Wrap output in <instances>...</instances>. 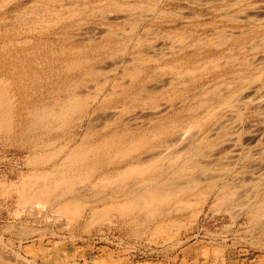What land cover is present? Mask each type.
Listing matches in <instances>:
<instances>
[{
  "label": "rangeland",
  "instance_id": "374dc122",
  "mask_svg": "<svg viewBox=\"0 0 264 264\" xmlns=\"http://www.w3.org/2000/svg\"><path fill=\"white\" fill-rule=\"evenodd\" d=\"M239 3V0H0V81L4 82L5 96L10 93L7 103L12 106L15 119L12 131L0 133V264H264V218L258 216L263 211L261 204L264 206V0ZM258 5L263 7L256 8ZM242 10L250 14L258 10L259 15L253 12L256 18L251 19V15L243 12V16H250L248 20L247 16L242 17ZM109 13L113 20L109 19ZM156 78L161 82L165 79L166 87L161 89L163 82ZM113 86L119 89L116 93L119 97L108 91ZM144 87L148 91L140 93ZM71 91H79L87 102L95 99L96 105L104 102L106 107L97 111L102 117L119 109V105L126 111L147 113L160 103H172L173 107L165 117L154 118L157 125L147 129V118L138 128L123 130V123L107 125L100 122L101 116L95 122L97 125L89 129L87 116L83 127L74 122L65 124L61 130H19L27 122L31 108L37 105L39 109L48 105L52 108L53 102L68 99ZM177 110L181 112L177 135L161 140L158 134L171 125ZM213 110L217 111L214 115ZM201 121L204 126L200 133L201 125L197 124ZM190 124L194 136L187 133ZM117 130L122 133L115 150L109 153L97 150L106 132ZM129 133L133 134L132 139H128ZM144 134L151 144L146 148L140 144ZM207 134L209 137L204 138ZM186 137L195 145H191L194 149L190 146L186 150L191 148L189 152L199 164L189 167L190 171L188 168L170 172L174 168L169 167L167 154L181 148L178 143ZM82 141L88 147L92 169L80 172L79 166L71 163L69 166V160L64 159ZM160 155H165V159L160 157V161ZM139 156H144L145 166L153 164L150 173L147 170L149 174L145 172L141 177L135 173L137 178L133 175L120 186L123 190L115 189L117 183L120 185V171L137 163L138 160H133ZM159 163L163 171L157 167ZM25 175H30L28 181ZM146 176H160V180L154 178L157 187L159 181L167 179V184L159 188L171 193L173 199L169 197L157 205V209L163 206L160 211H154L153 204L142 206L145 211L142 207L143 211L137 207L126 210L128 213L114 209L127 201V194L130 197L136 195V190L141 192L137 183ZM101 178L118 180L115 185L105 187ZM191 180L199 181L194 184ZM59 181L60 190L73 182V187L79 186L74 195L79 203H86L82 213L60 212L66 201L57 199V195L35 196V189L48 185L54 189ZM27 183L31 190L27 189ZM155 185L150 190H155ZM102 187L106 189L102 191ZM179 188H183L182 193ZM224 192L235 193L233 201H219ZM69 197L68 194L66 198ZM106 208L110 212L96 216V210Z\"/></svg>",
  "mask_w": 264,
  "mask_h": 264
},
{
  "label": "bare ground",
  "instance_id": "6f19581e",
  "mask_svg": "<svg viewBox=\"0 0 264 264\" xmlns=\"http://www.w3.org/2000/svg\"><path fill=\"white\" fill-rule=\"evenodd\" d=\"M237 1V0H236ZM240 1V3L242 2V0H239ZM244 1V0H243ZM112 2H114V1H111V3ZM239 3V4H240ZM68 4V3H67ZM251 4V3H250ZM202 5V4H201ZM203 5H206V4H203ZM256 5V4H255ZM119 6V5H118ZM259 6H261V5H258V7H256V8H260ZM120 7V6H119ZM261 7H263V5L261 6ZM118 8V7H117ZM122 8V7H121ZM253 8H255V7H253ZM100 10V9H99ZM120 10V9H119ZM243 10H244V8H243ZM241 11L242 13V17H244L243 16V14L244 13H248V11H246V12H244V11ZM253 10H255V9H253ZM261 10H262V8H261ZM263 10H264V8H263ZM262 10V11H263ZM258 11V10H257ZM256 11V12H257ZM259 11H260V9H259ZM78 12V11H77ZM244 12V13H243ZM253 12H255V11H253ZM252 12V13H253ZM255 12V13H256ZM261 12V11H260ZM259 12V13H260ZM73 13H76V12H73ZM172 13H173V11H172ZM171 13V14H172ZM252 13L250 14V13H248L249 15H251V17L250 16H247V18H248V20H249V17L252 19V18H254L253 17V15H252ZM254 13V14H255ZM110 15H111V13H109ZM124 14V13H123ZM148 14V13H147ZM165 14V13H164ZM170 14V13H169ZM240 14V15H241ZM257 15H259L258 13H256ZM146 15V14H145ZM256 15V16H257ZM264 15V14H263ZM105 16V15H104ZM147 16V15H146ZM148 16H151V15H148ZM245 16V17H246ZM108 16H107V14H106V17L105 18H107ZM110 17H112V15L111 16H109V19H111ZM121 17H123V16H121ZM132 17V16H131ZM144 17V16H143ZM143 17H142V19H143ZM236 17V16H235ZM240 17V16H239ZM242 17H240L241 19H242ZM244 17V18H245ZM102 18H103V16H102ZM120 18V17H119ZM238 18V17H237ZM256 18V17H255ZM254 18V19H255ZM257 18H258V16H257ZM116 19V16L114 17V20ZM147 19V18H146ZM232 19V18H231ZM263 19V18H262ZM261 19V20H262ZM108 20V19H107ZM111 20H113V19H111ZM139 20V19H138ZM141 20V19H140ZM236 20V19H235ZM237 20H239L240 21V19H237ZM243 20V19H242ZM246 20V19H245ZM143 21V20H142ZM244 21V20H243ZM259 22V21H258ZM136 26V25H135ZM256 26V25H255ZM254 26V27H255ZM264 26V25H263ZM62 29V28H61ZM133 29V28H132ZM81 30V29H80ZM84 30V29H83ZM79 31V30H78ZM81 32V31H80ZM79 32V33H80ZM87 32H88V30H87ZM90 32V31H89ZM88 32V33H89ZM75 33H77L78 34V32H74V34ZM106 33V32H105ZM69 34H71V33H69ZM73 34V35H74ZM80 34H82V33H80ZM92 34V33H91ZM91 34H89V36L88 37H91ZM97 33H95V35H96ZM101 34V33H100ZM233 34V33H232ZM79 35V34H78ZM84 35V34H83ZM88 34H86V36H87ZM93 35V34H92ZM94 35V36H95ZM98 35H99V33H98ZM109 35H111V34H109ZM109 35H108V37H109ZM234 35V34H233ZM246 35V34H245ZM70 36V35H69ZM75 36H77V35H75ZM93 36V37H94ZM70 37H72V36H70ZM87 37V38H88ZM98 37V36H97ZM83 38V37H82ZM86 38V39H87ZM205 39V38H204ZM230 39V38H229ZM229 39H227V40H229ZM88 40H92V38L91 39H88ZM95 40V39H94ZM75 41H76V39H75ZM201 41V40H200ZM254 41V40H253ZM252 41V42H253ZM260 41V40H259ZM12 42V45H14V42L13 41H11ZM255 42V41H254ZM147 44V43H146ZM140 45V44H139ZM219 45V44H218ZM224 45V44H223ZM250 45H251V43H250ZM212 46H213V44H212ZM215 46V45H214ZM221 46V45H220ZM256 47V46H255ZM259 48H261V47H259ZM259 50V49H258ZM174 52V51H173ZM138 54V53H137ZM198 56V55H197ZM110 57V56H109ZM151 57H152V55H151ZM112 58H114V57H112ZM155 58V57H154ZM115 59V58H114ZM245 59H247V58H245ZM106 60V59H105ZM108 60V59H107ZM131 60V59H130ZM134 60V59H133ZM133 60H131L130 62L131 63H134V62H132ZM136 60V59H135ZM127 61V60H126ZM138 61H140V60H137L136 62H138ZM107 62V61H106ZM119 63H120V61H118ZM129 62V63H130ZM147 62V61H146ZM113 63H115V62H113ZM118 63V64H119ZM124 63H126V62H124ZM226 63V62H225ZM101 64V63H100ZM100 64H98V65H100ZM103 64H104V61H103ZM137 64V63H136ZM208 64V63H207ZM98 65H97V67H98ZM102 65V64H101ZM100 65V66H101ZM105 66H106V64H104ZM112 65V64H111ZM122 65V64H121ZM133 65V64H132ZM105 66H101V67H105ZM110 66V65H109ZM109 66H107V67H109ZM114 66V65H113ZM115 66H117L116 65V63H115ZM206 66V65H205ZM208 66V65H207ZM94 67H96V65L94 66ZM94 67H93V69H94ZM100 67V68H101ZM165 67V66H164ZM167 67V66H166ZM204 67V66H203ZM218 67V66H217ZM100 68H98V69H100ZM116 68V67H115ZM117 68H119V67H117ZM116 68V69H117ZM197 68V67H196ZM195 67L193 68V70L194 69H196ZM98 69H96V71L98 70ZM102 69V68H101ZM159 69H161V70H163L162 68H159ZM200 69V68H199ZM121 70H123V69H121ZM165 70V69H164ZM193 70H189V72L190 71H193ZM197 70V69H196ZM195 70V71H196ZM93 70H91V72H92ZM95 71V72H96ZM118 71V70H117ZM125 71V70H124ZM198 71V70H197ZM90 72V73H91ZM122 72V71H121ZM154 70H153V74H154ZM188 72V73H189ZM116 73V72H115ZM120 73V72H119ZM193 73V72H192ZM105 74V73H104ZM155 74H157V73H155ZM189 74H191V73H189ZM103 75V74H102ZM105 75H107V74H105ZM184 75V74H183ZM111 76V75H110ZM109 76V77H110ZM113 76V75H112ZM186 76H187V72H186ZM107 77V76H106ZM118 77V76H117ZM180 77V76H179ZM184 77H185V75H184ZM102 78H104V77H102ZM108 78V77H107ZM112 78V77H111ZM170 78V77H169ZM99 79V78H98ZM97 79V81H99ZM106 79V78H105ZM109 79V78H108ZM151 79V78H150ZM156 79H158V78H156ZM160 79V78H159ZM158 79V80H159ZM163 79V78H162ZM172 79V78H171ZM113 80V79H112ZM96 81V80H95ZM163 81H165V79L163 80ZM162 81V82H163ZM244 81V80H243ZM155 82V81H154ZM159 82H161L160 80H159ZM159 82H158V84H159ZM161 82V83H162ZM172 82V81H171ZM125 83V82H124ZM3 84H4V82H3V80H1L0 81V133H2V132H10V131H12L13 130V127H14V120H13V115H12V106H9V104H10V102H8L7 103V101H8V99L10 98H8L7 96H10L9 94L10 93H8L7 94V96H5V92H4V90L2 89V86H3ZM114 84V83H113ZM151 84V83H150ZM152 84H153V82H152ZM157 84V83H156ZM156 84H154V88H156ZM157 84V85H158ZM254 84V83H253ZM147 85V84H146ZM145 85V86H146ZM166 85H167V81H166V83H164L163 82V84H161L160 85V88L161 89H163L164 88V86L166 87ZM92 86V85H91ZM91 86H89L90 88H91ZM150 86V85H149ZM149 86H147V87H149ZM159 86V85H158ZM93 87V86H92ZM104 87H106V86H104ZM103 87V88H104ZM142 88L141 90H139L140 91V93L144 90V89H146L147 91H148V89L149 88ZM151 87H153V86H150V88ZM100 88V87H99ZM102 88V87H101ZM107 88V87H106ZM8 89V88H7ZM105 89V88H104ZM201 89H203V88H201ZM81 91L80 92H82L83 93V91H82V89H80ZM119 90V89H118ZM117 87L116 86H113V87H111V88H109V90L108 91H111V95L112 96H117V97H119V95L120 94H116L117 93ZM220 90V89H219ZM241 90V89H240ZM145 91V90H144ZM143 91V92H144ZM146 91V92H147ZM152 91V90H151ZM161 91V90H160ZM78 92L79 91H77V93L75 92V91H71L70 93H69V98L68 99H66L65 101H59V102H53L54 104H53V106L54 107H49V105H48V103H47V105L48 106H43L41 109H39L38 108V106L39 105H37V106H34L33 108H31L30 110H29V117H28V119H27V122L25 123V125L24 126H21L20 127V131H23L25 128L27 129H37V128H42V129H45V130H49V131H52V130H55V128L56 129H59L60 128V130L61 129H63V127H64V125L65 124H68V123H74V122H76V123H78L80 126H82L83 127V125H84V121H85V119H86V117L87 116H89L88 117V121H89V124H88V128L89 129H91L93 126H94V124H96L97 123V121L99 122V118H101L99 115H97V114H99V112L97 113V111L99 110V109H101V108H103L104 106H105V103L104 102H102V104H99V105H96V99L95 100H93L92 102L90 101V102H87V100H84L83 98H82V94L80 95V94H78ZM86 92H88V90L86 91ZM100 92V91H99ZM98 92V93H99ZM142 92V93H143ZM253 92V91H252ZM92 93V92H91ZM95 93V92H94ZM100 93H102V91L100 92ZM148 93V92H147ZM90 94V93H89ZM116 94V95H115ZM154 94H155V92H154ZM127 95V94H126ZM157 95V94H156ZM155 95V96H156ZM189 95V94H188ZM187 95V96H188ZM215 95V94H214ZM236 95V94H235ZM260 95V94H259ZM94 98H95V96H94ZM98 98V97H97ZM154 98V97H153ZM231 98V97H230ZM249 98V97H248ZM259 98V97H258ZM86 99V98H85ZM92 99V98H91ZM214 99V98H213ZM217 99V98H216ZM228 99V98H227ZM110 100V99H109ZM186 100V99H185ZM207 100V99H206ZM206 100H205V103H206ZM220 100H221V98H220ZM223 100H225V99H223ZM222 100V101H223ZM245 100H246V98H245ZM147 101H149L148 99H147ZM184 101V100H183ZM210 101V100H209ZM226 101V100H225ZM146 102V101H145ZM150 102V101H149ZM213 102V101H212ZM224 102V101H223ZM228 102H230L229 100H228ZM228 102H225L226 104L228 103ZM234 102V101H233ZM242 102V101H241ZM7 103V104H6ZM50 103V102H49ZM112 103V102H111ZM125 103V102H124ZM127 103V102H126ZM166 103V102H165ZM165 103H163V104H165ZM200 103V102H199ZM203 103V102H202ZM202 103H200L199 105H201ZM204 103V104H205ZM243 103V102H242ZM258 103V102H257ZM46 104V103H45ZM108 104H109V102H108ZM140 105H143L144 106V102H141V103H139ZM145 104H147V103H145ZM152 104H154V103H152ZM163 104H159V105H157L156 104V106L154 107V109L150 112V113H147L146 111H144V110H141V111H139V110H128V111H126L125 110V107H123V105H122V107H121V105H119L120 106V108L119 109H116L115 111H110L109 113L110 114H105L102 118L103 119H100L101 121L100 122H102L103 121V123H108L107 125H109V122H113V123H123V126H124V129L123 130H125L126 128H129L130 130L131 129H133V128H138L140 125V123H142V124H144V118H147V120H148V122L147 123H149V125H148V127L146 126V129L147 128H149L150 127V125H157V123H154V118H163V117H165V115L166 114H168V112H169V110L173 107V104L172 103H170V104H165L164 105V107H161V106H163ZM220 104V103H219ZM218 104V105H219ZM131 105V104H130ZM139 105V106H140ZM203 105V104H202ZM207 105V104H206ZM212 105V104H211ZM255 105V104H254ZM118 105H116L115 107H119ZM146 106V105H145ZM192 106V105H191ZM224 106V105H223ZM106 107V106H105ZM188 107V106H187ZM201 107V106H200ZM213 107V106H212ZM219 107H221V105L219 106ZM128 108V107H127ZM152 108V107H151ZM199 108V107H198ZM210 108V107H209ZM217 108V107H216ZM104 109V108H103ZM114 109V108H113ZM133 109V108H132ZM214 109V108H213ZM240 110V109H239ZM192 111V110H191ZM214 111H216V110H213L211 113L214 115L215 113H214ZM149 112V111H148ZM186 112V111H185ZM188 112H189V110H188ZM217 112V111H216ZM260 112V111H259ZM255 113V112H254ZM180 114H181V112H178V110L175 112V114L174 115H172V118H171V120H170V122H171V125L170 126H165L164 128H162V130L160 131V134H158L159 136V138L161 139V140H164V139H166L167 137H171V136H174V135H177L176 134V131H177V127L179 126V124H178V118H179V116H180ZM209 114V113H208ZM217 114V113H216ZM124 115H126V117H124L123 118V116ZM171 115H168L169 117H171ZM203 115V114H202ZM212 115V116H213ZM27 116H28V114H27ZM212 116H210V118L212 117ZM207 117V116H206ZM205 118V117H204ZM209 118V119H210ZM167 119V118H166ZM209 119H207V120H209ZM158 120V119H157ZM157 120H155V122L157 121ZM206 120V121H207ZM211 120V119H210ZM163 121V120H162ZM54 122H56L57 124L55 125V123ZM96 122V123H95ZM158 122V121H157ZM159 122H160V120H159ZM203 122H205V121H203ZM75 123V124H76ZM196 123V122H195ZM100 124H102V123H100ZM192 124V123H191ZM191 124H190V126L189 125H187L188 127L186 128L187 129V133L188 134H195V133H193L192 132V126H191ZM194 124V123H193ZM201 125L200 126V128H199V130H200V133L202 132V129H203V126H202V121H201V123H198L197 125ZM216 124V123H215ZM22 125V124H21ZM74 125V124H73ZM97 125V124H96ZM103 125V124H102ZM126 125H127V127H126ZM72 126V125H71ZM76 126V125H75ZM98 126H100L99 124H98ZM143 126V125H142ZM145 126V125H144ZM215 126V125H214ZM62 127V128H61ZM74 127V126H73ZM202 127V128H201ZM96 128V127H95ZM94 128V129H95ZM98 128V127H97ZM194 128V127H193ZM197 128V127H196ZM222 128V127H221ZM67 129V128H66ZM65 129V130H66ZM68 129H69V127H68ZM68 129H67V131H68ZM71 129V128H70ZM103 129V128H102ZM105 129V128H104ZM212 129V128H211ZM217 129V128H216ZM93 130V129H92ZM129 130V131H130ZM44 131V130H43ZM71 131V130H70ZM94 131V130H93ZM141 131V130H140ZM195 131V130H194ZM198 131V130H197ZM197 131H196V135H197ZM208 131V130H207ZM35 132V131H34ZM108 132V131H107ZM106 132V135H105V137L103 138L104 140H103V142H102V144L100 145V148L99 147H97V150H100V149H102V150H106V152H108L109 153V151L111 152L112 150H115V147L117 146V142L118 141H121V138H120V133H122L121 131H111L110 133H107ZM130 132H135V131H130ZM210 132H211V130H210ZM47 133V132H46ZM50 133H52V132H50ZM65 133V132H64ZM198 133H199V131H198ZM214 133V132H213ZM223 133V132H222ZM37 134V133H36ZM89 134V133H88ZM126 134V133H125ZM211 134V133H210ZM50 135V134H49ZM103 135V134H102ZM129 135L131 136V137H129L128 139H132L133 138V134H131V133H129ZM204 135V134H203ZM202 135V136H203ZM85 136V135H84ZM124 136V135H123ZM153 136H154V134H153ZM194 136V135H193ZM218 136V135H217ZM98 137V136H97ZM141 139H140V144H141V146L143 147V148H146V147H148L149 145H151V144H149L150 143V141H149V139L150 138H148V135L147 134H144L143 136L141 135ZM205 137H209V135L207 134V136L205 135L204 136V138ZM84 138V137H83ZM94 138V137H93ZM124 138V137H123ZM153 138H155V137H153ZM152 138V139H153ZM156 138H157V136H156ZM155 138V139H156ZM188 138H190V137H188ZM124 139H126V138H124ZM158 139V138H157ZM192 139V138H191ZM219 139V138H218ZM91 140V139H90ZM127 140V139H126ZM182 140H184V138L182 139ZM180 141V143H178V146H179V144L180 145H182L181 146V148L180 147H178L179 149H177V150H175V151H172L171 150V152L169 153V154H167V157H168V164L170 165L169 167H171V168H174L173 170H171L170 172H180V171H182L183 169H188L189 167H191L193 164L195 165L196 163H197V161H196V156L195 155H193V153L192 152H189V151H191V148H193V147H195V145L192 143V140H189V141H187L188 139H187V137H186V139L184 140V141ZM202 140V139H201ZM228 140V139H227ZM226 140V141H227ZM153 141V140H152ZM167 141V140H166ZM178 141V142H179ZM205 141V140H204ZM86 142V141H85ZM88 142V141H87ZM131 142V141H130ZM188 142V143H187ZM221 142V141H220ZM228 142H229V140H228ZM137 143V142H136ZM157 143V142H156ZM184 143H186L185 145H184ZM197 143V142H196ZM200 143V142H199ZM133 144V143H132ZM177 144V142L175 143V145ZM193 144V147L191 146ZM198 144V143H197ZM196 144V145H197ZM201 144V143H200ZM122 145V144H121ZM123 145H124V143H123ZM122 145V146H123ZM131 145V144H130ZM158 145V144H157ZM219 145V144H218ZM217 145V146H218ZM64 146H66V145H64ZM120 146V145H119ZM127 146V145H126ZM136 146V145H135ZM159 146V145H158ZM162 146V145H161ZM191 146V148H190V150L188 151V150H186V149H188V147H190ZM216 146V147H217ZM95 147V146H94ZM132 147V146H131ZM141 147V148H142ZM155 147V146H154ZM209 147V146H208ZM139 148V147H138ZM138 148H136V149H138ZM157 148V147H156ZM213 148V147H212ZM215 148V147H214ZM62 149V148H61ZM67 149V148H66ZM151 149V148H150ZM150 149H148V150H150ZM170 149V148H169ZM173 149V148H172ZM194 149V148H193ZM196 149V148H195ZM209 149V148H208ZM207 149V150H208ZM93 150V149H92ZM94 150H95V148H94ZM93 150V151H94ZM57 151V150H56ZM137 150H135L134 152H136ZM166 151V150H165ZM186 151H188V152H186ZM210 151V150H209ZM211 151H212V149H211ZM55 152V151H54ZM126 152H129V150L128 151H126ZM133 152V153H134ZM167 152V151H166ZM195 152V151H194ZM201 152V151H200ZM205 152V151H204ZM59 152H57V154H58ZM62 153V152H61ZM137 153V152H136ZM102 154H103V152H102ZM125 154V153H124ZM131 154V153H130ZM161 154H162V152H161ZM193 156H192V155ZM59 155V154H58ZM158 155V154H157ZM165 155H166V153H165ZM165 155H163V156H165ZM54 156H57L56 154H54ZM89 153H88V147H87V145L86 144H84V142L82 141V143H78L75 147H73L72 149H70L69 151H68V153H67V157H66V155H65V161L67 160H69V162H67L68 163V165H69V163H71V165L72 166H74V165H76L77 167H78V170L81 172H83L84 170H91L92 169V164H91V162H88L89 161ZM95 156V155H94ZM120 156H123L122 154L120 155ZM126 156V155H125ZM128 156V155H127ZM163 156H158L159 158L158 159H160V157H163ZM50 157H53V156H51L50 155ZM135 157V156H134ZM167 157H166V160H167ZM201 157V156H200ZM113 158H116V156L115 157H113ZM120 158V157H119ZM127 158V157H126ZM136 158V157H135ZM134 158V159H135ZM164 159H165V157H163ZM50 159H52V158H49V160ZM93 159H94V157H93ZM121 159V158H120ZM128 159V158H127ZM131 159V158H130ZM155 159H157V157L155 158ZM197 159H199V158H197ZM201 159H202V157H201ZM41 160V159H40ZM62 160V159H61ZM74 160V162H72ZM138 160V161H137ZM154 160V159H153ZM153 160L151 161L152 163H153ZM63 161V160H62ZM133 161H137V163H134L133 165H129L127 168H125L124 170H122V171H120V173H119V183H120V185H118V183L116 184V187H115V189L117 188L118 189V187H120V186H122V184L127 180V178H129V177H131V176H133L135 173H137L136 175H138V176H140L141 177V175H143V173H145V172H147V170H148V172L150 173V171H149V169H150V167L153 165V164H151V166H150V164H148L147 166H145V162H147V161H145V158H144V156L143 157H140L139 156V158L138 159H136V160H133ZM158 161V160H157ZM160 161H162L161 159H160ZM201 161V160H200ZM41 162V161H40ZM113 162V161H112ZM122 162V161H121ZM154 162H156V161H154ZM63 163V162H62ZM133 163V162H132ZM158 163V162H157ZM163 163H164V160H163ZM167 163H165V165L167 164ZM38 164V163H37ZM156 164V163H155ZM160 164V163H159ZM167 164V165H168ZM197 164H199V163H197ZM209 164V163H208ZM67 165V164H66ZM118 165V164H117ZM120 165V164H119ZM59 166V165H58ZM63 166V165H62ZM70 166V165H69ZM72 166H71V168H72ZM100 166V165H99ZM157 166V165H156ZM210 166V165H209ZM60 168H62L61 166H59ZM59 167H57V168H59ZM154 167V166H153ZM158 168H160L161 169V171H163L164 169H163V165H162V163L160 164V165H158L157 166ZM157 167H156V169H154V170H157ZM165 167V166H164ZM167 167V166H166ZM169 167H167V169L169 168ZM200 167V166H199ZM69 168V167H68ZM70 168V169H71ZM193 168V167H192ZM69 169V170H70ZM159 169V170H160ZM163 169V170H162ZM166 169V170H167ZM195 169V168H194ZM193 169V170H194ZM169 170V169H168ZM196 170V169H195ZM202 170V169H201ZM207 170V169H206ZM63 171V170H62ZM76 171H77V169H76ZM186 171V170H185ZM188 171V170H187ZM189 171H190V168H189ZM205 171V170H204ZM47 172H49V171H47ZM55 172H56V170H55ZM74 172V171H73ZM79 172V173H80ZM92 172V171H91ZM147 172V174H149ZM153 172V171H152ZM158 172V171H157ZM156 172V173H157ZM167 172V171H166ZM165 172V173H166ZM39 173V172H38ZM50 173V172H49ZM48 173V174H49ZM57 173V172H56ZM56 173H52V174H56ZM62 173V172H61ZM65 173V172H64ZM64 173H62V174H64ZM67 173H69V172H67ZM77 173V172H76ZM78 173V174H79ZM160 173V172H159ZM162 173V172H161ZM160 173V174H161ZM176 173V174H177ZM184 172H182V174H183ZM193 173V172H192ZM31 174V173H30ZM32 174H34V173H32ZM31 174V175H32ZM71 174H72V172H71ZM70 174V175H71ZM146 174V173H145ZM41 175H43V176H45L44 174H41ZM41 175H37L38 177L39 176H41ZM47 175V174H46ZM50 175H51V173H50ZM58 175V174H57ZM136 175H134L135 176V178H137L136 177ZM162 175V174H161ZM171 175H173V174H171ZM180 175H181V173H180ZM24 176V175H23ZM26 176V179H27V177L28 176H30V175H25ZM32 176H35V175H32ZM36 176V177H37ZM52 176V175H51ZM56 176V175H55ZM103 176V175H102ZM153 176H154V174H153ZM156 176V175H155ZM182 176V175H181ZM190 176V175H189ZM194 176V175H193ZM190 177V178H195L196 179V176L195 177ZM60 177V176H59ZM118 177V176H117ZM199 177V176H198ZM22 178V177H21ZM25 178V177H24ZM30 178V177H29ZM32 178V177H31ZM31 178H30V180H29V182L31 181ZM39 178H41V177H39ZM43 178V177H42ZM68 178H69V176H68ZM74 178V177H73ZM76 178V177H75ZM134 178V177H133ZM142 178H144V177H142ZM154 178H159L158 180H160L161 178H160V176H158V177H154ZM154 178H152L151 176L150 177H148V176H146L144 179H142V180H140V182L139 183H137L136 181H135V183H137L138 185H139V188H138V190L140 189L141 190V192L140 191H137L136 190V195H134V194H132L130 197H129V195H130V193L129 194H127V196H128V199H127V201H125V203H123L122 205L121 204H119L120 206H118V205H115L113 208L115 209H118V210H120V211H126V210H130L131 208H137V207H140V208H138V210H142V208L144 207V206H151L152 204V206L154 207V206H156L155 207V210L154 211H157L158 209H159V211H160V209L163 207V206H161L162 204L161 203H163V202H165V200L166 199H169V197H171L170 196V194L169 193H167V192H165L164 190H162V189H160L159 187L161 186V187H163V186H165L166 184H167V179H165L164 180V182L162 181H159L157 184H158V186L159 187H157V185H155L154 183H155V179ZM163 178V177H162ZM183 179V176L182 177H180V181ZM202 178V177H201ZM1 179V178H0ZM91 179V178H90ZM102 179V178H101ZM100 179V180H101ZM114 179V178H113ZM112 178L111 179H109V180H106V178H104V180L102 179L101 181H103L102 183H103V185L106 187V186H112V185H115V183H116V180H118V179H114L113 180ZM131 179V178H130ZM175 179V178H174ZM173 179V180H174ZM178 179V178H177ZM185 179V178H184ZM199 179V178H198ZM22 180H25V179H22ZM33 180H36V179H33ZM41 180H43V179H41ZM48 180H50V179H48ZM52 180H54V179H52ZM51 180V181H52ZM68 180V179H67ZM72 180V179H71ZM75 180H77V179H75ZM83 180V179H82ZM81 180V181H82ZM86 180V179H85ZM84 180V181H85ZM87 180H88V178H87ZM179 180V179H178ZM190 180V179H189ZM213 180V179H212ZM216 180V179H215ZM26 181H28V179L26 180ZM38 181V180H37ZM37 181H35V182H37ZM63 182L65 181V180H62ZM169 182H168V184L170 183V179L168 180ZM177 181V180H176ZM197 181H199V180H195V182H194V180H191V182H194V184H198V182ZM3 182V181H2ZM41 182V181H40ZM54 182H56V180H54ZM60 182V181H59ZM58 182V183H59ZM78 182V181H77ZM100 182V181H99ZM129 182V181H128ZM173 182V181H172ZM175 182V181H174ZM173 182V183H174ZM178 182V185L180 184L179 183V181H177ZM176 182V183H177ZM190 182V181H189ZM200 182H202V181H200ZM22 183H24V182H22ZM31 183V182H30ZM65 183V182H64ZM63 183V184H64ZM80 182H78L77 183V185L79 184ZM83 183V182H82ZM81 183V184H82ZM101 182H100V184H102ZM134 183V184H135ZM28 184V183H27ZM33 184V183H32ZM54 184H57V183H54ZM67 184H69L68 182H67ZM73 184H74V182H73ZM73 184H70L69 186H67L66 188H63V189H61L60 190V188H61V186H62V182H60L59 184H57V185H55V187H54V189L51 187V186H44V188L43 189H41V187H40V190L38 189H35V190H37V191H33L34 193H35V196L36 195H38V196H43L44 198L46 197V198H49V197H51V196H56L57 195V199H62V200H64V201H66L65 202V205H64V208L61 210H59L60 212L62 211V213H72V212H77V214L78 213H82L83 212V210H84V207L83 206H85V204L83 205L82 203H79V201L80 200H78V197L76 196V195H74V194H76V190H78V189H76V188H78L79 186H77L76 188L75 187H73L74 185ZM95 184V183H94ZM129 184H131L130 182H129ZM190 184V183H189ZM193 183H191V185H192ZM211 184V183H210ZM20 185H22V184H20ZM19 185V186H20ZM29 185V188H27V189H30L31 190V186H30V184H28ZM33 185H36V184H33ZM96 185V184H95ZM97 185H99V184H97ZM96 185V186H97ZM140 185H142V187L140 188ZM153 185H155L156 186V189L155 190H150L151 189V186H153ZM169 185H171V184H169ZM183 185H187V187H196V186H188V184H183ZM229 185V184H228ZM24 186V185H23ZM40 186V185H39ZM91 186V185H90ZM93 186V185H92ZM124 187H125V185H123ZM131 186V188H132V184L130 185ZM173 186H175V185H173ZM182 186V185H181ZM209 186V185H208ZM224 186V185H223ZM226 186V185H225ZM28 187V186H27ZM128 187V186H127ZM134 187V186H133ZM154 187V186H153ZM171 187H172V185H171ZM178 187V186H177ZM186 187V188H187ZM213 187V186H212ZM215 187V186H214ZM20 189H21V187H19ZM93 188V187H92ZM103 188L104 187H102V191H103ZM209 188V187H208ZM228 188V187H227ZM18 189V188H17ZM104 189H106V188H104ZM112 189V188H111ZM114 189V190H115ZM123 190V187L121 188L120 187V190ZM137 189V188H136ZM146 189H149L148 191L146 190ZM166 189V188H165ZM176 189V188H175ZM178 189V188H177ZM179 189H181V188H179ZM184 189H185V187H184ZM194 189V188H193ZM222 189H223V187H222ZM23 190V189H22ZM25 190V189H24ZM113 190V191H114ZM119 190V189H118ZM117 190V192H119ZM129 191L131 190V189H128ZM186 190H188V188L186 189ZM186 190H184L185 192H187ZM225 190H227L226 189V187H225ZM224 190V191H225ZM230 190V189H229ZM18 192H19V190H17ZM98 191V190H97ZM132 191H133V189H132ZM182 191H183V188L181 189V193H182ZM222 191V190H221ZM25 192V191H24ZM134 192V191H133ZM179 192V191H178ZM184 192V193H185ZM231 192H232V190H231ZM28 193V192H27ZM79 193V192H78ZM114 193H116V192H114ZM173 193V192H172ZM180 193V192H179ZM183 193V194H184ZM225 193V192H224ZM19 194V193H18ZM31 194V193H30ZM68 194H69V196H71V197H69V198H66L67 196H68ZM121 194V193H120ZM122 194H125V192L123 193V191H122ZM182 194V195H183ZM205 194V193H204ZM203 194V195H204ZM235 193H229V192H226L225 194H223V195H219L220 196V198H219V201H221L222 203H224V202H230V201H233V199H234V195ZM237 194H238V192H237ZM23 196H22V198H24L25 197V195L24 194H22ZM116 195H119V194H116ZM173 195H175V197H176V193L175 194H173ZM181 195V194H180ZM26 196H27V194H26ZM32 196V195H31ZM107 196V195H106ZM110 196V195H109ZM122 196H126V195H122ZM178 197H179V195H177ZM219 196H217V197H219ZM28 197H30V195L28 196ZM33 197V196H32ZM110 197H112L113 198V196H110ZM205 197V196H204ZM34 198V197H33ZM32 198V199H33ZM56 198H55V200H56ZM65 198V199H64ZM126 198V197H125ZM172 199H173V197H171ZM25 199V198H24ZM29 199H31V198H29ZM114 199V198H113ZM205 199V198H204ZM26 200V199H25ZM55 200H53V202L55 201ZM123 200V199H122ZM28 201V200H27ZM30 201V200H29ZM28 201V202H29ZM49 201V200H48ZM116 201V200H115ZM172 201V200H171ZM35 202V201H34ZM43 202V201H42ZM61 202H63V201H61ZM60 202V203H61ZM32 203V202H31ZM168 203V202H167ZM171 203V202H170ZM26 204H27V202H26ZM33 204V203H32ZM35 204V203H34ZM62 204V203H61ZM159 204H161L160 206H161V208H160V206H159V208L157 209V205H159ZM164 204H166V203H164ZM169 204V203H168ZM227 204V203H226ZM59 205V204H58ZM167 205V204H166ZM171 205V204H170ZM220 205H222V204H220ZM224 205V204H223ZM262 206L261 207H263V208H261V207H259L258 209L260 210V208L261 209H263V211L262 212H259V214H258V216H262V217H259V218H264V206H263V204H261ZM35 206V205H34ZM61 206H63V205H61ZM111 206V205H110ZM143 206V207H142ZM149 206V207H150ZM36 207H38V206H36ZM142 207V208H141ZM164 207H165V205H164ZM33 208V207H32ZM62 208V207H61ZM102 208V207H101ZM109 208V207H108ZM145 208V207H144ZM143 208V209H144ZM165 208H167V206L165 207ZM164 208V209H165ZM36 209V208H35ZM39 209V208H38ZM152 209H154V208H152ZM157 209V210H156ZM132 210V209H131ZM130 210V211H131ZM137 210V209H136ZM147 210H148V208H147ZM163 210V209H162ZM58 211V210H57ZM111 211H112V209H111ZM143 211V210H142ZM144 211H145V209H144ZM152 212H154L153 210H151ZM150 210H149V212H151ZM168 211V210H167ZM39 212V211H38ZM96 216H103V215H106L108 212H110L107 208L106 209H104V210H96ZM127 212V211H126ZM125 212V213H126ZM148 212V213H149ZM164 212V211H163ZM162 212V213H163ZM200 212V211H199ZM253 212V211H252ZM121 213H124V212H121ZM128 213V212H127ZM132 213V212H131ZM139 213H142V212H139ZM157 213H159V215H160V212H157ZM156 213V214H157ZM196 213V212H195ZM254 215L256 216V214L258 213V210H255L254 212ZM129 214H130V212H129ZM133 214V213H132ZM147 214V213H146ZM151 213H149V215H150ZM155 214V215H156ZM94 215V216H95ZM120 215V214H119ZM151 215H153V216H151L152 218L154 217V214L152 213ZM253 215V214H252ZM77 216V215H76ZM149 217V216H148ZM150 220V219H149ZM148 220V221H149ZM146 221H147V219H146ZM129 222V221H128ZM150 222V221H149ZM171 223V222H170ZM178 223V222H177ZM57 226V225H56ZM31 229V228H30ZM18 231V230H17ZM31 231H32V229H31ZM19 232V231H18ZM6 259V258H5Z\"/></svg>",
  "mask_w": 264,
  "mask_h": 264
}]
</instances>
